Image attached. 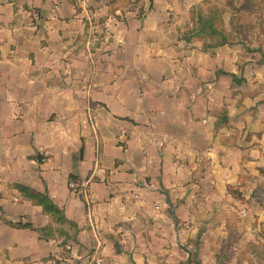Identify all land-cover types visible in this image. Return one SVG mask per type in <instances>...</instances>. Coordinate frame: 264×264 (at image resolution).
Masks as SVG:
<instances>
[{"label":"crops","instance_id":"0c3cea01","mask_svg":"<svg viewBox=\"0 0 264 264\" xmlns=\"http://www.w3.org/2000/svg\"><path fill=\"white\" fill-rule=\"evenodd\" d=\"M203 1L0 0V264H264V53Z\"/></svg>","mask_w":264,"mask_h":264},{"label":"rangeland","instance_id":"374dc122","mask_svg":"<svg viewBox=\"0 0 264 264\" xmlns=\"http://www.w3.org/2000/svg\"><path fill=\"white\" fill-rule=\"evenodd\" d=\"M200 11L201 15H214L215 21H221L227 36L234 37V32L238 33V38L243 41L238 45L246 51L264 53V0H204ZM192 16L195 19L197 14ZM195 239L193 244L200 241ZM223 247L220 257L226 258L230 254L229 247Z\"/></svg>","mask_w":264,"mask_h":264},{"label":"trees","instance_id":"16d2710c","mask_svg":"<svg viewBox=\"0 0 264 264\" xmlns=\"http://www.w3.org/2000/svg\"><path fill=\"white\" fill-rule=\"evenodd\" d=\"M190 35L192 37H208L215 38V45H224V44H238L243 43L242 40L238 38V33L234 32V37L227 36L225 30L222 28L221 21H215L214 15H201L198 14L195 20L193 27L190 30ZM251 49H248L250 51ZM70 178L75 182V178L73 175H70ZM17 187L21 190V192L34 199L37 203H39L44 211L49 213H55L60 215L61 219H64L62 216V212L58 209L52 201L47 197V195L34 193L29 191L26 187L22 185H17ZM16 226H25L30 227L27 223H15ZM40 230V229H39ZM200 234H197L195 241H199ZM196 254H194L195 256Z\"/></svg>","mask_w":264,"mask_h":264},{"label":"built area","instance_id":"2783aa9c","mask_svg":"<svg viewBox=\"0 0 264 264\" xmlns=\"http://www.w3.org/2000/svg\"><path fill=\"white\" fill-rule=\"evenodd\" d=\"M70 187L72 188V189H76V186H75V184L73 183V182H70ZM132 197H136V195H132ZM241 214L242 215H245V209H241Z\"/></svg>","mask_w":264,"mask_h":264}]
</instances>
